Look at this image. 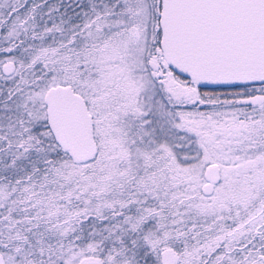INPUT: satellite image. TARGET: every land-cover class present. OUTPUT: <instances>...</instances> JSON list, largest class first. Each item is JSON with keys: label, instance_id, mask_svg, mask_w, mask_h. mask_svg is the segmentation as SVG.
Returning <instances> with one entry per match:
<instances>
[{"label": "snow or ice", "instance_id": "obj_1", "mask_svg": "<svg viewBox=\"0 0 264 264\" xmlns=\"http://www.w3.org/2000/svg\"><path fill=\"white\" fill-rule=\"evenodd\" d=\"M0 264H264V0H0Z\"/></svg>", "mask_w": 264, "mask_h": 264}]
</instances>
